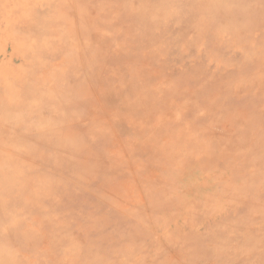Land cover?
I'll return each mask as SVG.
<instances>
[{"label": "rangeland", "instance_id": "1", "mask_svg": "<svg viewBox=\"0 0 264 264\" xmlns=\"http://www.w3.org/2000/svg\"><path fill=\"white\" fill-rule=\"evenodd\" d=\"M209 1L0 0V264H264V18Z\"/></svg>", "mask_w": 264, "mask_h": 264}, {"label": "bare ground", "instance_id": "2", "mask_svg": "<svg viewBox=\"0 0 264 264\" xmlns=\"http://www.w3.org/2000/svg\"><path fill=\"white\" fill-rule=\"evenodd\" d=\"M179 1H174V0H130V1L129 0H119L120 6L123 9L127 10V8L130 7V12H132L130 16L137 22L146 21L148 20L149 17H154L158 19H161V17L166 18L168 15H170V12L171 13L175 12V9L177 6L180 7L182 3ZM260 1L261 0H211L206 5H204L202 7V10L198 11L197 14L204 15L206 19V14H204V12L206 11L205 9L210 8V10H213L212 19H214V21H217L218 23V27H216L217 28L216 30H224V29L229 30L230 26H227L228 23H233L235 20H241V12L239 11V7H241L243 13L246 11L245 13L246 15L247 13H249L251 16L254 15V18L257 16L264 18V7L258 6V3ZM83 2L85 4H88V0H83ZM129 2L132 4H129ZM165 3L167 4L164 5ZM175 3L177 4L180 3V4L175 5ZM122 5L123 6L126 5L127 8L125 6L123 7ZM248 8H252V9H248ZM140 9H142V11H139ZM182 10L183 9H181V11ZM76 11H77V8L75 10V13H77ZM77 14H79V12Z\"/></svg>", "mask_w": 264, "mask_h": 264}]
</instances>
